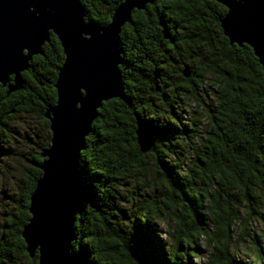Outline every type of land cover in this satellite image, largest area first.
I'll return each mask as SVG.
<instances>
[{"label":"trees","instance_id":"16d2710c","mask_svg":"<svg viewBox=\"0 0 264 264\" xmlns=\"http://www.w3.org/2000/svg\"><path fill=\"white\" fill-rule=\"evenodd\" d=\"M122 1L81 3L87 20L104 25ZM225 12L212 0H155L122 26L124 98L103 101L81 151L86 193L74 225L73 264L263 263L264 70L248 44L225 36L219 21ZM63 61L51 33L23 71L22 88L8 93L0 82V141L17 113L36 112L50 129L44 112L57 100ZM138 119L154 137L146 152L137 143ZM41 173L6 212L0 264L30 257L21 230ZM129 176L130 195L121 198Z\"/></svg>","mask_w":264,"mask_h":264},{"label":"water","instance_id":"95a60500","mask_svg":"<svg viewBox=\"0 0 264 264\" xmlns=\"http://www.w3.org/2000/svg\"><path fill=\"white\" fill-rule=\"evenodd\" d=\"M154 1L123 0L111 16L116 21L122 17L119 24L104 27L92 20L81 22V0H0V82L8 93L23 87V71L33 55L43 53L51 33L58 36L64 52L54 84L57 100L44 112L50 121V144L40 150L44 159L36 165L42 173L29 198L30 218L21 230L27 252L38 257V264H73L74 225L86 193L81 151L103 101L124 98L119 67L122 26L132 19L135 9H145ZM220 1L227 8L219 19L223 33L232 44H248L264 70V0ZM51 25L57 31L52 29L46 36ZM83 32L90 37L85 39ZM23 47L28 52H20ZM183 74L188 77L191 71L185 66ZM81 84L87 86L89 95L83 107L74 110L76 88ZM135 131L140 151H149L154 137L146 122L138 119Z\"/></svg>","mask_w":264,"mask_h":264},{"label":"rangeland","instance_id":"374dc122","mask_svg":"<svg viewBox=\"0 0 264 264\" xmlns=\"http://www.w3.org/2000/svg\"><path fill=\"white\" fill-rule=\"evenodd\" d=\"M189 109L190 112H193L191 108ZM151 118L153 117L151 116ZM205 126L206 121L203 123V127ZM48 133L45 121L36 112L28 115L17 113L9 122L6 138L0 141V232L6 212L17 205V201L24 193L25 179L23 177L25 172L23 167L27 164L26 157L30 151L41 150ZM126 182L127 185L121 186L120 189L121 198L130 195V176ZM123 204L127 206L126 202ZM159 223L161 226H165L163 221ZM253 225L257 231L256 234H260L261 224L257 221ZM261 239L264 252V235ZM246 252V255L253 260L254 250L251 246L248 245ZM17 264H25V261L20 259Z\"/></svg>","mask_w":264,"mask_h":264},{"label":"flooded vegetation","instance_id":"af4514ba","mask_svg":"<svg viewBox=\"0 0 264 264\" xmlns=\"http://www.w3.org/2000/svg\"><path fill=\"white\" fill-rule=\"evenodd\" d=\"M212 2H214L215 5L218 6V8H221L222 6H225V4L223 2H221L220 0L219 1H216V0H212ZM226 7V6H225ZM227 9V8H226ZM224 15V14H223ZM132 20V19H131ZM130 20V21H131ZM144 69V68H143ZM137 69L136 68H133V74L132 76H137L138 75V71H136ZM191 71V70H190ZM190 76V75H189ZM177 77V76H176ZM174 76V78H176ZM177 79V78H176ZM48 134H47V138H46V141L42 144H46L48 139H50L51 137V131L50 129L48 130ZM41 151H38V150H35V151H30L29 152V155L26 157V162L27 164L24 165L23 167V171L25 172V176L23 177L25 179V185H28V182L29 181V178L33 177L36 175V173L38 172V170L40 169L37 165H36V162L39 157L40 158H43V156L40 154ZM41 170V169H40ZM26 191V187L24 189V192ZM17 208V207H16ZM2 232V230H1ZM0 232V233H1ZM1 238H3V236H0V240ZM25 241V240H24ZM36 258V257H34ZM33 257H29V258H26L24 257L23 258V261H25V264H33V261H32ZM38 259V257H37Z\"/></svg>","mask_w":264,"mask_h":264},{"label":"snow or ice","instance_id":"6c2138e0","mask_svg":"<svg viewBox=\"0 0 264 264\" xmlns=\"http://www.w3.org/2000/svg\"><path fill=\"white\" fill-rule=\"evenodd\" d=\"M123 5L121 4V6L120 7H122ZM119 7V8H120ZM118 9V8H117ZM117 9H116V11H117ZM126 11V10H125ZM226 11H227V9H226ZM121 19H122V17H121ZM120 19V20H121ZM80 20H81V22L82 23H84V24H89L90 22H88L87 21V19L84 17V16H82L81 14H80ZM120 20L119 21H116L115 20V17H108L107 18V20H105V21H103V24L105 25L104 27H110V26H112L114 23H116L117 25L119 24V22H120ZM52 29H55L56 30V27H55V25H51V26H48L47 27V29H46V36H47V34L52 30ZM57 31V30H56ZM90 34V33H89ZM89 37H90V35H89ZM237 38L239 39L240 37L239 36H237ZM28 47H23L21 50H20V52L21 51H23V52H28ZM75 95L78 97L77 99H75L74 101H73V104H72V107H73V109L74 110H80L82 107H83V101L85 100V99H87V97H88V95H89V92H88V88H87V86L85 85V84H81V85H79V86H77V88H76V92H75ZM83 135V134H82ZM73 212H74V209H72V211H71V223H72V220H73ZM38 242L42 245V242L41 241H39L38 240Z\"/></svg>","mask_w":264,"mask_h":264},{"label":"clouds","instance_id":"9594fccd","mask_svg":"<svg viewBox=\"0 0 264 264\" xmlns=\"http://www.w3.org/2000/svg\"><path fill=\"white\" fill-rule=\"evenodd\" d=\"M31 10V9H30ZM104 27H101V30L103 29ZM81 35L85 38V39H88L89 38V33H87V32H83V33H81ZM68 251V253L70 254V251L71 250H67Z\"/></svg>","mask_w":264,"mask_h":264}]
</instances>
